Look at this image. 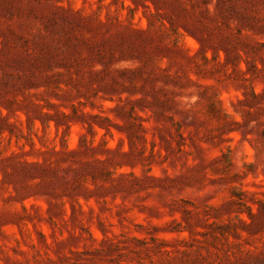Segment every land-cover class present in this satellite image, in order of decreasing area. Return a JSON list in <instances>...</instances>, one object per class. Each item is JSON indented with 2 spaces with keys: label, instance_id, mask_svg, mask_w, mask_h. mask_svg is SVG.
<instances>
[{
  "label": "rangeland",
  "instance_id": "obj_1",
  "mask_svg": "<svg viewBox=\"0 0 264 264\" xmlns=\"http://www.w3.org/2000/svg\"><path fill=\"white\" fill-rule=\"evenodd\" d=\"M0 264H264V0H0Z\"/></svg>",
  "mask_w": 264,
  "mask_h": 264
}]
</instances>
